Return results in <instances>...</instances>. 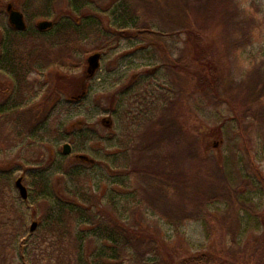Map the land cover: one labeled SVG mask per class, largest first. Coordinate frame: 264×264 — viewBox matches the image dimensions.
I'll return each mask as SVG.
<instances>
[{"label":"rangeland","instance_id":"obj_1","mask_svg":"<svg viewBox=\"0 0 264 264\" xmlns=\"http://www.w3.org/2000/svg\"><path fill=\"white\" fill-rule=\"evenodd\" d=\"M2 1L0 56L5 51V41L12 42V47L17 46L18 49L17 52L12 49L11 58L16 59L26 71L21 81L10 71V64L0 60V107L10 105L14 99L18 105L6 111L14 113L0 114V172L10 170L13 178L22 177L29 204H25L12 183L7 189L9 197L15 199L26 215L25 229L15 237L16 241H26V244L23 252L18 253L15 249L16 253L8 252L6 259L7 252H0V264H48L51 258L55 260L57 257L56 245L63 249L68 246L64 239L55 241L51 234L42 231L47 227L41 219L49 213L48 205L40 199H33L29 193L36 189V183H31L34 181L31 176H28V182L24 178V174L40 170L48 176V185L61 199H73L70 195V184H73L77 195L84 189L90 190L98 193L104 201L110 197L109 193L115 191L114 200L118 204L123 203L124 209L118 208L112 215L106 202H102L100 209L88 210L95 214L91 223L77 221L71 225L73 236L81 239V255L85 261L93 259L102 246L106 253L101 256V264H175L181 257L199 253L232 264H264V138L261 130L264 127V94L255 97L261 90L260 85L264 87V0H218L217 10L227 22L239 25L246 15L254 20L251 40L235 53H226L230 43L228 39L233 33L229 26L213 33L207 29L200 31L223 53L218 67L222 90L230 95L219 101L208 94H202L205 99L191 93L188 78L181 87L171 71H165L169 76V81L166 80L161 44L157 46L158 51L154 44L130 37L120 38L108 50L96 49L106 45L112 37L113 29L109 24L115 18L113 8L119 0H101V8L107 10L100 16L101 32L94 30L85 39L71 36L67 42L57 39L55 29L40 30L45 31L43 34L32 30L39 20L54 22L53 17L66 9V0L56 1L51 10L52 17L31 19L24 14L26 33H15L11 29L5 9L6 4L11 3L23 12L24 0ZM211 1L178 0L176 6L184 12L174 11L173 3L170 10L163 8L161 12L164 16L169 12V16L183 13L189 22L201 21L205 17V8L213 5ZM153 4H150L152 11L148 13L145 10L136 27L145 24L168 31L166 37L169 38L168 45H171L168 50L172 49L175 57L181 56L183 62L179 69L184 70L189 51L185 49L181 36L177 35L176 27L164 24L165 30L163 21L157 20ZM145 5H141L143 9ZM190 27L197 29L198 25ZM94 53L100 56L97 66L91 69L88 57ZM19 55H23L20 60L17 59ZM32 58L36 59L33 65ZM50 59H54V66H43V63L49 65ZM68 62L75 66L65 67ZM127 87L136 88L119 98ZM18 89L22 90L18 92ZM168 91V97L172 98L182 92L177 99V107L183 102L195 108L190 109L194 112L188 119V128L198 137L195 149L200 152L198 157L207 161L205 169L212 171L217 161L225 173L216 178L209 177L213 173L200 172L201 162L191 157L189 150L183 149L185 146L178 147L184 154L182 174L195 176L194 179L200 181L188 195L175 199L170 196L158 210L144 202L141 179L130 175L129 170L134 167L143 169L144 158H151L156 165L159 163V151L168 153L169 160L168 156L174 152L171 141L162 140L163 145H159V137L154 141L153 136L157 131L160 136L165 127L170 129L172 125H159L156 118L160 111L156 114L151 112L152 119L147 112L153 95ZM244 92L251 99H257L250 104L254 114L250 117L240 116L241 105L232 102L233 97ZM258 111L263 115L257 119ZM167 116L172 121L175 116V125L183 122L174 111L172 115L164 114L166 120ZM204 128H218V131L213 130L217 135L202 138ZM185 136L190 138L189 133ZM64 143L70 145L67 154L62 153ZM68 173H74L72 183L67 180ZM117 177L122 178V185ZM142 180L146 184L145 178ZM217 185L219 189L215 192L212 188ZM198 201H201L200 206ZM244 201L246 203L242 204ZM82 207L87 209L83 202ZM100 213L104 216L97 220ZM32 221H36V226L30 230ZM112 227H116L128 242L124 243L123 239L117 244L110 242L106 230ZM232 234L236 238L234 250L230 249ZM111 248L115 249V256L109 258Z\"/></svg>","mask_w":264,"mask_h":264},{"label":"trees","instance_id":"obj_2","mask_svg":"<svg viewBox=\"0 0 264 264\" xmlns=\"http://www.w3.org/2000/svg\"><path fill=\"white\" fill-rule=\"evenodd\" d=\"M56 1L60 0H24V4L22 7L23 14L27 15V17L31 19L36 18H47L52 17L53 13L51 10L54 8V4ZM145 2H142V0H119L117 4L113 8V14L114 20L111 24H109V27L113 29L112 37L106 42L107 44L104 46H100L96 49L103 50V49H109L111 47V44H113L115 41L119 40L120 38H136L139 40L146 41L147 43L154 44L155 48L158 50V45H163L162 50H158L163 55V71L166 80L169 81V76H167V73L165 71H171L175 76H177V81L179 85L182 87L184 83H186L188 78V83L190 84L192 90L191 93L193 94H199L203 98L204 95L202 94H208L213 99L221 100L227 99L229 95L225 93L222 90V81L220 79L221 72L218 67L220 62L223 60H219L220 57H223V53L219 51L218 46L215 44V42H211V39H206L204 33H200L202 29L210 30L211 33L219 31L223 26H229L233 29V33L231 37L228 39L229 46L226 47V53H235L238 50H241L250 40L251 36H253L254 31V20L250 15L245 17H242L241 23L234 22H227V19L225 16H222V14L217 10V3L218 0H215V2L211 1L213 3L212 6H207L205 8V17L201 21H192L189 22L186 16H184L183 13L179 16H169L171 13L169 12L166 16H164L161 12L163 8L170 10V4L173 3L175 6L176 12H184L176 5H178V0H144ZM171 1V3L168 4V2ZM153 2L155 14L157 17V20H162V25L164 27V24L166 26H174V29L176 27V33L178 36H181V40L185 45V49L189 51L188 56V62L187 60L184 62L185 69L180 71V66L182 65L183 59L180 55L175 57L174 51L172 49L168 50L169 38L166 37V34L168 31L163 30H157L153 29L150 26H143L136 27L137 21L139 19H142L144 17V11L146 10L148 13H150L152 10H150V4ZM142 4L145 5V9L141 6ZM216 7V8H215ZM4 9V3L2 0H0V12H2ZM164 9V11H165ZM106 9L104 10L101 8V0H66V9L56 15V18H54L53 25L46 29H55V33L57 35V39L59 40H66L71 39L69 37L77 35V39H85L88 37V35L96 30L101 32L102 31V25L100 23V16L103 15L102 13H106ZM225 17V18H224ZM79 19V20H76ZM157 21V22H159ZM234 21V20H233ZM130 27H129V26ZM198 25L197 29H193L190 27ZM133 29H129L132 28ZM252 27V28H251ZM11 29L15 33H26L27 29L24 31H19L14 29L11 26ZM37 28H32L33 31L39 32L40 34H43L45 31H37ZM165 29V27H164ZM166 30V29H165ZM34 32V34H35ZM170 33V32H169ZM173 36V35H170ZM76 38V37H75ZM56 39V40H57ZM71 41V40H70ZM68 41V42H70ZM6 45L4 44V52L0 56L1 61H7L8 64H10L9 68L10 71L15 75L18 76V79H21V81L24 80V70L23 67L19 64L16 59H12V49H14L15 52H17V46L12 47V42H6ZM61 43V42H60ZM3 48V46H2ZM65 49L66 46H63ZM155 49V50H156ZM106 50V51H107ZM168 50V51H166ZM66 51V50H65ZM159 52V53H160ZM13 56V55H12ZM23 55H19L17 59L20 60V57ZM30 56V55H29ZM33 56V55H32ZM48 56V54H47ZM17 57V56H15ZM34 57V56H33ZM49 58V57H48ZM33 63L36 62L35 58H32ZM44 60H47L44 57ZM54 59L49 60V65L46 63H43V66H54L53 61ZM81 63V60L77 62V66H79ZM65 64V63H64ZM62 67L64 66L63 63L61 64ZM75 66V65H73ZM70 62L66 64L65 67H73ZM26 73V72H25ZM220 73V74H219ZM262 76V74H261ZM263 77V76H262ZM256 81L252 84V87L255 86ZM261 84V82H260ZM261 90L257 92L256 98H259L258 95L260 93L264 94V87L260 85ZM136 87H127L125 88L121 93V95H125L126 92H130L131 90H134ZM23 89V88H22ZM22 89H18V92ZM256 90V89H255ZM243 93V91H242ZM182 94L181 91L175 94V97H168L169 91L166 93H158L156 95H153V98L150 100L151 103L148 105L149 110L147 111L148 114L150 113V119L151 118V112L156 114L158 111H160L163 114L162 117L157 115V122L159 125L162 126L166 125L169 128H164L163 131H159L155 135V140L158 138V144L163 145V141H171L172 146L174 148L173 154L170 153V160L167 158L168 153H163L162 151H159V163H156V165L153 164V160L151 158H144L143 161V169L139 167H134V169L129 170L130 175H137L139 179H141V183L143 184V191L141 193L144 202L155 209H162L163 205L165 204V201H168L170 196L175 199V197L178 196H186L188 193L192 192V189L198 185V180L194 179L195 176L192 177H185L182 173L183 170L181 168V162L183 161V151H180L178 147L185 146L183 149L189 150V154L191 157H196L202 164V168L200 169V172L202 173H213L209 177L216 178L220 173H225L222 170V167L220 164L218 165V162L215 161L216 167L212 171L208 172L204 164L207 162L204 160L203 157H198L199 151H196L195 149V140L198 139L195 135L191 134L192 132L188 128V119L191 118V113L194 111H191L190 109H195L192 106H187V104H184L181 102L177 107V99L180 98V95ZM178 95V96H177ZM234 96V95H233ZM168 97V98H167ZM235 99L232 100V102L235 104L241 105V109L239 115L243 117H250L252 116V105H250L252 102H257V99L252 97V99L244 92L241 96H235L233 97ZM18 100V99H16ZM195 101H198L196 99ZM5 104V103H4ZM230 104V103H229ZM228 104V105H229ZM250 105V106H249ZM17 103L14 100H12V103L10 105H3L0 107V114L6 113L12 114L14 113H7L10 108L13 109L17 107ZM236 106V105H235ZM232 109L238 110L234 106H230ZM178 108V109H176ZM177 113V117L181 119L183 122L179 123L178 125H175V116H173L174 120L172 121L169 116H167L166 120L164 118V114L172 115V112ZM260 113V114H259ZM139 115L140 112H139ZM187 115V117H186ZM254 115V114H253ZM263 115L260 111H258L257 119ZM149 118V117H148ZM164 118V119H163ZM172 118V119H173ZM253 119V118H252ZM167 121V122H166ZM147 122V120H145ZM170 123V125H169ZM254 123V122H253ZM257 124V123H255ZM38 124L34 125L31 131H34V128H36ZM252 125V123L250 124ZM213 130L218 131V128H213ZM212 129H205L204 132L201 134V137H208L210 135H217L216 132H214ZM261 130H263V138H264V127H261ZM199 131H201L199 127ZM188 133L190 134V138H187L185 135ZM208 148V145L205 149ZM177 149V150H176ZM176 152V153H175ZM178 153V154H177ZM152 157V156H151ZM163 157V159H162ZM193 159V158H192ZM169 161V162H168ZM141 165V164H140ZM131 169V168H130ZM229 173V172H228ZM68 181L72 183V179L74 178V173H68ZM13 173L9 170L7 171H1L0 172V252L6 253L5 259L8 256V252L10 254L12 252H15V249H17V252L19 251L23 252L25 250L24 245L26 244V241H16V235H19L20 231H24L25 225H26V215L24 211L18 207L16 204V201L14 198H10L8 194V187L12 186V183H14L15 178L12 177ZM28 176H31L34 180L31 182L33 185L36 183V189L30 191V195L33 197L35 201H44L47 203L49 208V213L42 218L41 222L42 224H45L44 226H47L44 228L46 233L51 234V237L55 238V241L64 239L68 246L66 248L55 246V252H56V258L55 260H52V258L48 261V264H101V256L104 255V248L100 246L98 249V253L93 257V259H90L88 261H85L81 255V247L82 243L81 239L73 236L72 227L71 225L78 221L80 223H91L95 219V214L90 213L92 211H88L90 209H100L101 206L106 202L108 207L112 210V215L118 210V208L124 209L122 207V204H118L114 199L116 196V192L109 193V198L105 199L104 201H101L100 196L98 193H91L90 190H83V192L80 195L76 194V190L73 189V184L71 186V192L70 195L73 196V199L71 200H64L61 199L56 193L53 192V189L48 185V176L45 175V173L42 172V170L34 172V173H26L24 174V178L26 177V180L28 182ZM225 176V175H224ZM71 177V178H70ZM142 177L145 178L146 184L143 182ZM227 180V176H225ZM122 178L117 177V181L120 185H122ZM194 179V180H193ZM223 182V180H222ZM30 183V185H31ZM200 184V183H199ZM224 182L221 184L223 185ZM264 190V187H262ZM217 187H213L212 190L217 192ZM190 191V192H189ZM173 193V196L171 195ZM37 196V197H36ZM36 197V198H35ZM28 198V194H27ZM24 199L23 201L28 206L29 200ZM172 200V199H171ZM82 202L86 204V208L82 207ZM103 202V204H102ZM246 203L245 201L242 203ZM120 205V207H118ZM197 205H201V201L197 202ZM244 206V205H241ZM125 207V206H124ZM245 208V207H244ZM104 214H99L98 219L102 218ZM73 225V229L74 226ZM7 227H10L8 229ZM14 228V229H13ZM103 228H100V231ZM106 230V229H105ZM107 231V238L110 242H113L114 244L120 243V241L124 240V243H127V238L123 237L119 234L116 227H112ZM41 232V231H40ZM39 232V233H40ZM31 233V232H29ZM43 237V236H42ZM123 239V240H122ZM59 242V241H58ZM62 244L61 242H59ZM79 247H78V245ZM236 246V238L235 235L232 234V237L230 238V249L234 250ZM78 248V251L77 249ZM115 256V249L111 248L109 253V258ZM175 264H232L228 262L223 261H217V259L211 255L205 254V253H199L194 255H189L185 257H181L179 260L175 262Z\"/></svg>","mask_w":264,"mask_h":264},{"label":"water","instance_id":"obj_3","mask_svg":"<svg viewBox=\"0 0 264 264\" xmlns=\"http://www.w3.org/2000/svg\"><path fill=\"white\" fill-rule=\"evenodd\" d=\"M5 9L8 13V21L10 25L16 30H19V31L24 30L27 24H26L23 12L14 8L11 3H7L5 6ZM52 25H53L52 20L42 19L36 23V28L39 30H45V29L50 28ZM99 56H100L99 53H94L88 57V61H89L91 69L97 66ZM69 152H70V145L68 143H64L62 147V153L67 154ZM79 157H84V156L79 155ZM14 184L19 192L20 197L23 199H26L28 191L25 185L22 183V177L21 176L17 177L14 181ZM35 226H36V221H32L29 229L33 230Z\"/></svg>","mask_w":264,"mask_h":264}]
</instances>
